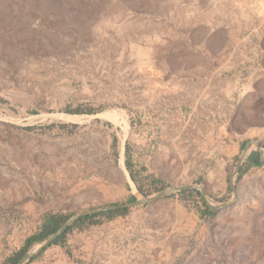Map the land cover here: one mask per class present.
Masks as SVG:
<instances>
[{
	"label": "rangeland",
	"instance_id": "obj_1",
	"mask_svg": "<svg viewBox=\"0 0 264 264\" xmlns=\"http://www.w3.org/2000/svg\"><path fill=\"white\" fill-rule=\"evenodd\" d=\"M249 142L264 153V0H0V264H264ZM170 188L26 244L49 216Z\"/></svg>",
	"mask_w": 264,
	"mask_h": 264
},
{
	"label": "water",
	"instance_id": "obj_2",
	"mask_svg": "<svg viewBox=\"0 0 264 264\" xmlns=\"http://www.w3.org/2000/svg\"><path fill=\"white\" fill-rule=\"evenodd\" d=\"M253 143H255V142H249L248 144L245 145L244 149L242 150V152L240 154V158L238 159L237 169L241 165L242 158L244 157V154L246 152H248V150L250 149V146ZM256 146H257L256 147V153L258 154V156L260 158V161H264V156L261 153L259 144H257ZM190 188H193V187L192 186H187V187H182V188H179V189L180 190H186V189H190ZM232 189H233V187H232ZM172 190L173 189L170 188L168 190L160 192L159 194H157L153 198H148V199H143V200H134L132 202L123 203V204H111V205L101 206V207H98V208H93V209H90V210H84V211H81L79 213H76L74 216L69 218L64 224H62L57 229L56 232H54L53 234H51L48 237H46L45 241L43 242L44 244H43L42 247H45V246H47L49 244H52L55 240H57L58 237H60L69 227H71L73 224H75L79 219H82V218H85V217H95V216H99V215H106V214L122 212V211L129 210V209H132V208H135V207H138V206H142L144 204H149V203L153 202L154 200H157V199L167 195ZM223 206H225V205H223ZM209 209L211 211H216L217 207L209 205ZM31 257H32V254H30L28 252L24 253L16 264H25L26 262H28L31 259Z\"/></svg>",
	"mask_w": 264,
	"mask_h": 264
},
{
	"label": "trees",
	"instance_id": "obj_3",
	"mask_svg": "<svg viewBox=\"0 0 264 264\" xmlns=\"http://www.w3.org/2000/svg\"><path fill=\"white\" fill-rule=\"evenodd\" d=\"M77 112V111H74ZM248 159L247 162L245 164L246 169H249L251 167H259L261 166V161L259 156L257 155L256 152H251L248 155ZM135 199H132L131 201H134ZM205 206V213L209 214V215H213V213L208 209V207L206 205ZM127 212V210L122 211V212H117V213H125ZM115 214V213H112ZM89 217H85L82 219H86ZM82 219H79L78 221H81ZM58 222H59V217L56 216H49L44 224L42 225V228L40 230V233L38 235H35L31 238H28L26 240V244H28L30 241H43L46 237H48L49 235L53 234L54 232L57 231V229L60 227L58 226ZM72 227H69L60 237L57 238V240H55L52 244L58 243L61 239L64 238V236L71 230ZM18 258L15 259L14 257L9 258L5 264H16L18 262Z\"/></svg>",
	"mask_w": 264,
	"mask_h": 264
},
{
	"label": "crops",
	"instance_id": "obj_4",
	"mask_svg": "<svg viewBox=\"0 0 264 264\" xmlns=\"http://www.w3.org/2000/svg\"><path fill=\"white\" fill-rule=\"evenodd\" d=\"M223 65H225L224 63H223ZM225 68L226 67H223V71H225ZM217 80H218V78H217ZM220 81H221V83L222 84H224V88L226 89L227 88V84H233L231 81L230 82H228V80H226V78L224 77L223 78V80L222 79H219ZM171 81L172 80H169V81H167V83L169 84V83H171ZM233 82H235V81H233ZM236 83V82H235ZM217 90H219V89H216V91ZM210 92H209V94L210 93H213V91L210 89L209 90ZM174 92V88H172V87H170L169 88V90H168V93L169 94H172ZM215 93V92H214ZM217 97H218V95H217ZM225 96L224 95H222V98H221V102H222V104H224L225 103ZM222 107V106H221ZM223 108V107H222ZM220 110H219V108H216V106H212L211 108H210V112H209V114L208 115H210V116H207V119H206V121H205V126H206V129L207 130H210L211 128H212V126H213V124H218L217 122H220V123H223V121H219V119H221V117H219V115H217V117H216V119L214 118L215 117V115L216 114H218V113H220L219 112ZM104 113V112H103ZM97 116V115H96ZM96 116H95V118H96ZM97 118H99V117H97ZM151 124H147V125H143V130L144 131H146V132H149V130H151V129H153V128H155V127H152V126H150ZM219 125V124H218ZM143 137L144 138H146V135H143ZM153 136H150V138H152ZM148 160H149V158L148 157H142L141 159H139V160H137L138 162H141V163H144L145 164V167H146V165H147V163H148ZM46 196H48V199H49V194H46ZM47 209H48V206H47Z\"/></svg>",
	"mask_w": 264,
	"mask_h": 264
},
{
	"label": "bare ground",
	"instance_id": "obj_5",
	"mask_svg": "<svg viewBox=\"0 0 264 264\" xmlns=\"http://www.w3.org/2000/svg\"><path fill=\"white\" fill-rule=\"evenodd\" d=\"M101 115V117H105V118H107V119H109V120H112V121H114V122H118V116L117 115H115V114H111V113H103V114H100ZM49 117H51V118H55V119H60V120H63V121H67V122H80L82 119H83V117H81V116H72V115H66V114H53V115H49ZM90 118V117H89ZM89 120V119H88ZM121 122H123V121H121ZM257 145V143H253L251 146H250V149L248 150V151H250V150H256V146ZM121 150L123 151V147H121ZM121 151V152H122ZM248 153V152H247ZM263 153V152H262ZM264 154V153H263ZM262 154V155H263ZM264 156V155H263ZM121 164V163H120ZM121 166H122V164H121ZM126 177H127V179L130 181V179H129V176H128V174H127V172H126ZM131 182V181H130ZM35 248H38V247H34L31 251H30V254H33L37 249H35Z\"/></svg>",
	"mask_w": 264,
	"mask_h": 264
},
{
	"label": "built area",
	"instance_id": "obj_6",
	"mask_svg": "<svg viewBox=\"0 0 264 264\" xmlns=\"http://www.w3.org/2000/svg\"><path fill=\"white\" fill-rule=\"evenodd\" d=\"M239 89H240V87L238 88L237 91H239ZM210 101H212V102L214 101V104H216V108L220 109L221 106H224V104H222L221 99L219 97L212 98V99H210ZM151 136H154V133H152Z\"/></svg>",
	"mask_w": 264,
	"mask_h": 264
}]
</instances>
